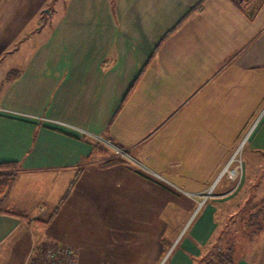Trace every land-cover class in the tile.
I'll list each match as a JSON object with an SVG mask.
<instances>
[{"label": "crops", "instance_id": "crops-1", "mask_svg": "<svg viewBox=\"0 0 264 264\" xmlns=\"http://www.w3.org/2000/svg\"><path fill=\"white\" fill-rule=\"evenodd\" d=\"M151 83L165 105L169 93L189 105L166 150L211 160L148 166L133 123H146ZM263 102L264 0H0V162L19 166L0 202V264L59 243L78 264H215L226 251L264 264V224L249 226L264 169L234 192L219 179L233 148L193 129L239 125ZM106 138L125 161L83 166ZM249 146L264 159V136Z\"/></svg>", "mask_w": 264, "mask_h": 264}, {"label": "rangeland", "instance_id": "rangeland-1", "mask_svg": "<svg viewBox=\"0 0 264 264\" xmlns=\"http://www.w3.org/2000/svg\"><path fill=\"white\" fill-rule=\"evenodd\" d=\"M154 80V79H153ZM151 93H146V96H149L151 98V104L150 106L147 105L145 109L146 119L144 123L143 121L137 120V122H134V137L135 138H143L144 141L139 146L142 150V147H145L144 151V158L148 166H152V163L148 160L151 159L153 161H158L159 164L167 165L170 167L171 170L178 169L176 172H180L181 169H195V165L193 164V157H197V154L199 151H195L194 153L187 152V151H177L174 153L173 151L168 152L166 150L167 143H163L165 137L172 136V131L176 132V129L182 128L178 125V121H180V118L183 117L184 110L189 105H186V107L181 106H175L172 107V100L171 98L175 96V94H167V105H165V102L163 100V97L165 95L163 92H159L161 89H154L153 83L150 84L149 87ZM264 102L259 106L258 109H255L253 111H246L245 113L248 114L247 118L242 117L239 119L240 124L239 125H226L227 119H217V124H213V126L205 127V126H196L193 127L194 130H202V132H205L209 134V136L215 140V145H218L219 141L221 143H225L227 147H231L228 149L231 150V156L227 159L226 163L222 164L221 166L223 169L227 167L228 171L226 174H223V171L219 177V179H222L223 177H230V171L232 169H236L238 171V175L235 177H231L232 180V186L233 191L236 190V192L240 189L245 187V179H246V173L248 171V177L253 176L254 169H264V159H261L256 156H252L253 153H251L250 150V143L253 140V138L258 135V139H260L262 136H264V123L260 126L259 121L262 119V115L264 114ZM263 110V111H262ZM262 111V112H261ZM144 111H140V109H135V117L140 118V113ZM241 113L243 111H240ZM261 112V113H260ZM215 121V119H214ZM156 124V125H155ZM260 126V127H259ZM259 132V134H257ZM169 133V134H168ZM140 136V137H139ZM223 140H226L223 142ZM146 141V142H145ZM145 142V144H143ZM231 144H230V143ZM220 143V144H221ZM213 144V143H211ZM109 147L112 151L118 152L119 155H124V151L120 149L119 147H116L115 145L109 144ZM217 147V146H216ZM163 149L161 154L157 151V149ZM165 149V150H164ZM140 150V151H141ZM208 159H204L203 157L198 159V163L202 164L204 161ZM211 160V159H209ZM208 160V161H209ZM259 161V165H256V162ZM180 169V170H179ZM256 176L259 177V173L256 175L254 174L253 178L255 181ZM244 191V189H243ZM259 191V190H258ZM257 191V192H258ZM235 192V191H234ZM252 192V191H251ZM244 193V192H243ZM235 194V193H234ZM263 194L259 195V208H264L263 202H260L263 198ZM203 199H206L202 195ZM254 198H256L254 196ZM54 207H47L46 215L49 212L54 211ZM259 210V215H261L262 209ZM257 210V211H258ZM264 210V209H263ZM256 213V212H255ZM176 224V223H175ZM234 242H242V245L245 241V239L238 240L233 239Z\"/></svg>", "mask_w": 264, "mask_h": 264}, {"label": "trees", "instance_id": "trees-1", "mask_svg": "<svg viewBox=\"0 0 264 264\" xmlns=\"http://www.w3.org/2000/svg\"><path fill=\"white\" fill-rule=\"evenodd\" d=\"M107 140L110 141L112 144L116 145L110 139H107ZM93 146H94V151L92 153L93 155L91 154L89 157H87L83 166L88 164L90 161H92L93 158L96 159L97 157L101 158L100 164L102 166H110V165L118 164V163L125 161V158L122 157L121 155H118L114 151L111 152V149L109 148V146H107L102 141L96 140ZM117 146L120 149L124 150L121 146L119 145ZM83 166H81V168H83ZM18 171H19V166L16 161L0 162V202L2 200V197L5 195L8 188L10 187V185L14 182ZM259 209H262L261 215L263 216V219H264V210H263L264 208H259ZM7 211L12 212L13 214L27 217V214L19 210L7 209ZM261 215H259V210L256 213L250 215V220L252 221H249L250 222L249 226L259 224V228H261V226L264 224L263 220L260 219ZM257 216H259V223L256 222L254 219ZM216 258H217L216 261H213V263L215 264H230L231 263V257H229L228 251L223 252L222 254H218Z\"/></svg>", "mask_w": 264, "mask_h": 264}, {"label": "built area", "instance_id": "built-area-1", "mask_svg": "<svg viewBox=\"0 0 264 264\" xmlns=\"http://www.w3.org/2000/svg\"><path fill=\"white\" fill-rule=\"evenodd\" d=\"M228 171L227 167L223 170V174ZM238 171L232 169L230 171V177H236ZM210 193V192H209ZM208 193V194H209ZM208 194L204 197L207 198ZM79 251L76 247L70 244H50L46 247H42L38 250V253L31 257L26 264H78Z\"/></svg>", "mask_w": 264, "mask_h": 264}, {"label": "water", "instance_id": "water-1", "mask_svg": "<svg viewBox=\"0 0 264 264\" xmlns=\"http://www.w3.org/2000/svg\"><path fill=\"white\" fill-rule=\"evenodd\" d=\"M240 1H242V0H240Z\"/></svg>", "mask_w": 264, "mask_h": 264}]
</instances>
